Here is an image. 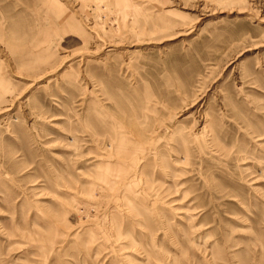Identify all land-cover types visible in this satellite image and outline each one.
Listing matches in <instances>:
<instances>
[{"label": "rangeland", "instance_id": "obj_1", "mask_svg": "<svg viewBox=\"0 0 264 264\" xmlns=\"http://www.w3.org/2000/svg\"><path fill=\"white\" fill-rule=\"evenodd\" d=\"M0 264H264V0H0Z\"/></svg>", "mask_w": 264, "mask_h": 264}]
</instances>
